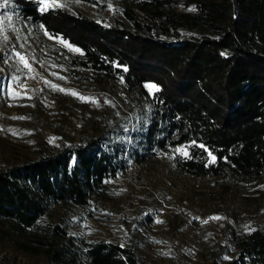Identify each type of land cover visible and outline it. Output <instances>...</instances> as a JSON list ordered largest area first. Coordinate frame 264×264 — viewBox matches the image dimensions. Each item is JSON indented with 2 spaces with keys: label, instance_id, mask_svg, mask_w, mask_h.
<instances>
[{
  "label": "trees",
  "instance_id": "trees-1",
  "mask_svg": "<svg viewBox=\"0 0 264 264\" xmlns=\"http://www.w3.org/2000/svg\"><path fill=\"white\" fill-rule=\"evenodd\" d=\"M44 2L10 0L9 12L68 43L72 67L118 84L145 109L132 120L103 116L79 144L0 171V236L50 264H145L131 247L43 219L55 206L87 210L107 199L111 181L158 153L191 177L264 176V0H116L122 18L109 25ZM147 84L159 91L149 95ZM183 147L192 158L174 151ZM254 229L235 236L227 264H264V221Z\"/></svg>",
  "mask_w": 264,
  "mask_h": 264
},
{
  "label": "rangeland",
  "instance_id": "rangeland-1",
  "mask_svg": "<svg viewBox=\"0 0 264 264\" xmlns=\"http://www.w3.org/2000/svg\"><path fill=\"white\" fill-rule=\"evenodd\" d=\"M97 1L99 6L82 0L48 3L106 25L122 18L116 0ZM0 13L9 36L6 44L0 43V171L79 144L94 134L92 126L103 116L132 120L135 108L145 109L118 84L72 67L66 53L76 50L68 43L19 22L9 7ZM144 88L149 95L155 91ZM172 158L158 153L132 165L111 181L114 193L107 199L87 210L55 206L43 223L61 222L70 234L88 241L131 247L145 264H227L236 253L235 236L264 221V176L196 178L180 174ZM14 239L0 236V264H50L44 253L18 249Z\"/></svg>",
  "mask_w": 264,
  "mask_h": 264
},
{
  "label": "snow or ice",
  "instance_id": "snow-or-ice-1",
  "mask_svg": "<svg viewBox=\"0 0 264 264\" xmlns=\"http://www.w3.org/2000/svg\"><path fill=\"white\" fill-rule=\"evenodd\" d=\"M77 2H79V0H77ZM9 4H10V0H0V9H7L8 6H9ZM51 6L52 5L49 4L47 2V0H45V2H44V8H48V7H51ZM57 6L60 7L62 5H57ZM192 10H194V9H189V11H192ZM2 15H3V13H0V16H2ZM6 19L11 20L12 17L11 16H7ZM49 39H53V37L52 36H49ZM8 41H9V36L7 34H5L3 20H0V43L6 44ZM61 43H64V41L61 40ZM68 47H71V46L69 45ZM15 55H16V57H18L19 61L23 63V65H24L25 68H28L29 70H31V66H30L28 60L25 58L24 55H22L20 52H16ZM117 67H120V66L117 65ZM123 70L124 71H127V68H124ZM145 87L148 88L150 90V92H151V90L159 91V88L156 85H154V84H147V85H145ZM72 94L73 95H77L76 93H72ZM80 98L82 100L83 99H88V98H84V97H80ZM94 102H96V101H94ZM96 103H98V102H96ZM133 130L134 131L135 130H138V126H134L133 127ZM125 131L127 132L128 129H125ZM198 147L203 148L205 151L208 152V155L211 157V162L214 163L216 161V157L213 156L210 151H208V149L206 148V146H204V145L201 144ZM174 151L176 153H180L182 156H184L186 158H189V159L192 158L190 156V154L188 153L186 147L176 148V149H174ZM213 219H220V217H214ZM158 222H161L162 223V221H158ZM252 231H255V229H252ZM121 246H123V245H121ZM225 259H227V257Z\"/></svg>",
  "mask_w": 264,
  "mask_h": 264
}]
</instances>
